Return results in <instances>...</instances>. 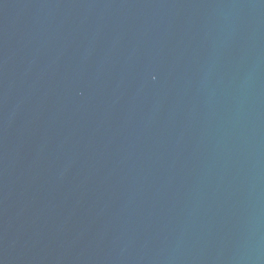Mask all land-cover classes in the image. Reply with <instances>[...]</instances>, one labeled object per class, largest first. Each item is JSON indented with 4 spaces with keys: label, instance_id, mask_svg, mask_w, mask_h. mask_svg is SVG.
Masks as SVG:
<instances>
[{
    "label": "water",
    "instance_id": "obj_1",
    "mask_svg": "<svg viewBox=\"0 0 264 264\" xmlns=\"http://www.w3.org/2000/svg\"><path fill=\"white\" fill-rule=\"evenodd\" d=\"M0 264H264V0H0Z\"/></svg>",
    "mask_w": 264,
    "mask_h": 264
}]
</instances>
